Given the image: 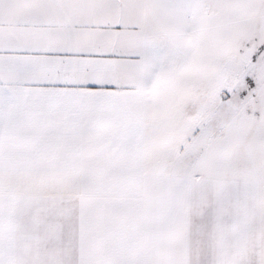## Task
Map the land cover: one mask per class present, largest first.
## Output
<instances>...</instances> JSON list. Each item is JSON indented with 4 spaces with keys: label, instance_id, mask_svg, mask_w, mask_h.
<instances>
[{
    "label": "snow or ice",
    "instance_id": "1",
    "mask_svg": "<svg viewBox=\"0 0 264 264\" xmlns=\"http://www.w3.org/2000/svg\"><path fill=\"white\" fill-rule=\"evenodd\" d=\"M0 264H264V0H0Z\"/></svg>",
    "mask_w": 264,
    "mask_h": 264
}]
</instances>
